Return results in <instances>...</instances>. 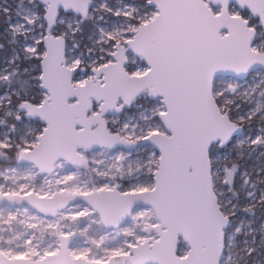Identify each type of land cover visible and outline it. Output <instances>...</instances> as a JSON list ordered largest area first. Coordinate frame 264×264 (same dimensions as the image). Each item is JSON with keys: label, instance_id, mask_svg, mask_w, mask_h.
I'll list each match as a JSON object with an SVG mask.
<instances>
[{"label": "snow or ice", "instance_id": "6c2138e0", "mask_svg": "<svg viewBox=\"0 0 264 264\" xmlns=\"http://www.w3.org/2000/svg\"><path fill=\"white\" fill-rule=\"evenodd\" d=\"M0 264H264V0H0Z\"/></svg>", "mask_w": 264, "mask_h": 264}]
</instances>
